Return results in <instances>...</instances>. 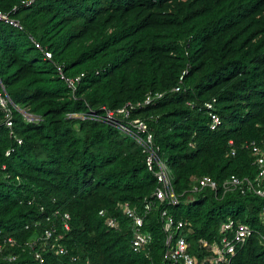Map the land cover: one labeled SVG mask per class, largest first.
<instances>
[{
	"label": "trees",
	"instance_id": "1",
	"mask_svg": "<svg viewBox=\"0 0 264 264\" xmlns=\"http://www.w3.org/2000/svg\"><path fill=\"white\" fill-rule=\"evenodd\" d=\"M0 10L23 27L0 21V92L5 88L12 102L14 123L11 134L0 110V264H36L34 250L47 264H162L163 210L187 223L193 247L217 236L229 217L251 225L258 233L233 264H264V198L221 188L231 175L257 176L246 142L264 148V0H0ZM55 63L67 75L84 74L75 92ZM156 91L166 94L131 119L147 120L181 203H154L144 225L153 241L137 253L132 220L120 205L141 209L145 198L154 199L159 182L147 155L118 127L68 114H103V107L116 110ZM213 98L216 129L204 106ZM13 104L41 119L27 120ZM204 176L220 187L191 192ZM190 193L195 199L187 204ZM57 211L70 214V230ZM108 216L118 228L106 224ZM53 223L58 231L47 247L39 240L31 249ZM61 246L64 255L56 252ZM10 254L17 259H6Z\"/></svg>",
	"mask_w": 264,
	"mask_h": 264
},
{
	"label": "built area",
	"instance_id": "2",
	"mask_svg": "<svg viewBox=\"0 0 264 264\" xmlns=\"http://www.w3.org/2000/svg\"><path fill=\"white\" fill-rule=\"evenodd\" d=\"M38 0H23L25 5H31ZM18 9V6L14 7V11ZM0 21L8 22L20 29L22 25L19 20L14 19L10 13L3 12L0 10ZM39 49L43 52L44 56L48 60L53 59V53L47 47H43L37 44ZM57 72L60 77L72 88L75 92L77 85L80 83L84 74L77 76H70L65 73L64 65L55 63ZM186 71L180 77V81L183 80ZM174 91H179L180 87L173 88ZM166 92L156 91L149 92L143 100L140 101H128L122 107L112 110L107 107H103L104 113L99 114L97 110L91 109L88 114H77L69 113V118H78L81 120H104L115 127H118L125 134L132 137L142 148L144 154L147 155L146 163L148 169L152 171L159 182V186L153 194L154 199H144L143 207L137 209L132 207L128 202L122 203L120 207L123 209L126 216L132 220V248L137 253L148 252L149 247L153 241V235L150 231L144 229L146 218L150 215L153 210L155 202L160 203L164 206H177L181 203L180 195L176 193L173 185L171 171L160 155L161 148L155 142L154 132L149 127L147 120L143 118L131 119L132 112L139 108H143L162 99ZM217 99L213 98L204 103L205 108L210 116V127L216 129L221 124V117L216 111ZM11 100L7 96L5 88L0 92V110L5 113V123L11 129L13 134V112L10 107ZM14 105V104H13ZM15 106V105H14ZM29 121H39L41 118L31 115L24 109L15 106ZM19 143L22 142L18 139ZM233 144V141H230ZM245 147L251 149V152L255 158V165L258 167V174L255 178L250 179L249 177L240 178L236 175H231L230 178L225 179L222 183L221 188L224 193L228 191L238 189L245 193H254L264 198V148L256 141L246 142ZM232 155L236 154L235 148L231 151ZM7 155L11 154V150H8ZM220 184L213 179L211 176H204L199 179V182L194 185L191 192H198L204 188H211L217 190ZM195 195L190 193L185 199V203L194 201ZM102 216L106 215V210H101ZM161 221L163 223V230L165 232V252L162 256V264H233V259L237 254L239 248L243 247L247 241L255 234L258 233L255 228L251 225L244 223L234 217H229L222 221L219 226V233L212 239L205 237L198 238L194 243V246L189 243L186 239L184 230L187 223L181 219H176L168 210H163L160 214ZM54 216L60 217L62 224L66 230H70V219L71 216L68 213L62 214L57 211ZM260 222L262 230L259 233L260 242L264 245V206L260 212ZM49 220V219H48ZM106 224L111 228L119 227V220L116 217L108 216L106 218ZM58 227L56 224H51L45 227L44 234L37 240L30 243L31 249H34L36 242L42 241L47 247V242L56 236ZM57 240V238H56ZM13 242V239H9ZM43 247V248H44ZM44 248V250H45ZM58 254H66L67 249L63 246L56 249ZM4 255V247L0 244V257ZM34 257L37 260L36 264H47L45 257L41 251L34 250ZM9 261H14L17 256L10 254L5 257ZM73 261L76 262L78 257H72ZM90 264V263H87Z\"/></svg>",
	"mask_w": 264,
	"mask_h": 264
},
{
	"label": "water",
	"instance_id": "3",
	"mask_svg": "<svg viewBox=\"0 0 264 264\" xmlns=\"http://www.w3.org/2000/svg\"><path fill=\"white\" fill-rule=\"evenodd\" d=\"M6 91V90H5ZM6 94H7V92H6ZM7 96H8V94H7ZM9 97V96H8Z\"/></svg>",
	"mask_w": 264,
	"mask_h": 264
},
{
	"label": "clouds",
	"instance_id": "4",
	"mask_svg": "<svg viewBox=\"0 0 264 264\" xmlns=\"http://www.w3.org/2000/svg\"><path fill=\"white\" fill-rule=\"evenodd\" d=\"M134 102V101H133Z\"/></svg>",
	"mask_w": 264,
	"mask_h": 264
}]
</instances>
